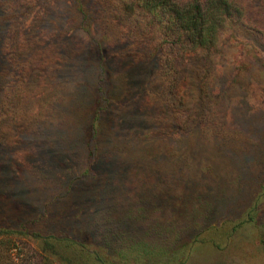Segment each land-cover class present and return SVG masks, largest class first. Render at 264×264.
Listing matches in <instances>:
<instances>
[{
  "label": "rangeland",
  "instance_id": "obj_1",
  "mask_svg": "<svg viewBox=\"0 0 264 264\" xmlns=\"http://www.w3.org/2000/svg\"><path fill=\"white\" fill-rule=\"evenodd\" d=\"M137 1L0 0V264H264V39Z\"/></svg>",
  "mask_w": 264,
  "mask_h": 264
},
{
  "label": "trees",
  "instance_id": "obj_2",
  "mask_svg": "<svg viewBox=\"0 0 264 264\" xmlns=\"http://www.w3.org/2000/svg\"><path fill=\"white\" fill-rule=\"evenodd\" d=\"M138 2V1H137ZM140 2V3H139ZM144 13H152L161 25V35L171 38L173 49L211 63L214 41L226 21L240 25L264 39V19L240 0H139ZM131 6L128 5V8ZM103 54V52H101ZM178 53V52H177ZM204 62V61H203Z\"/></svg>",
  "mask_w": 264,
  "mask_h": 264
}]
</instances>
